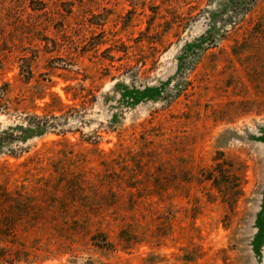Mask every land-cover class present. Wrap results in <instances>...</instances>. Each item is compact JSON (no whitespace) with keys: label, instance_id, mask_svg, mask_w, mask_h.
<instances>
[{"label":"rangeland","instance_id":"rangeland-1","mask_svg":"<svg viewBox=\"0 0 264 264\" xmlns=\"http://www.w3.org/2000/svg\"><path fill=\"white\" fill-rule=\"evenodd\" d=\"M0 93V264H264V0H0Z\"/></svg>","mask_w":264,"mask_h":264},{"label":"trees","instance_id":"trees-1","mask_svg":"<svg viewBox=\"0 0 264 264\" xmlns=\"http://www.w3.org/2000/svg\"><path fill=\"white\" fill-rule=\"evenodd\" d=\"M0 97L2 96V93H0ZM56 100L60 101L59 96H56ZM62 103V102H61ZM0 175H4L0 171ZM11 195L9 192V189L3 185H0V238H5L6 235L11 236V232L15 230V224L9 217V210L17 209V205H15L11 199ZM12 248L10 246H1L0 245V263L1 262H11V257L13 256L11 252Z\"/></svg>","mask_w":264,"mask_h":264}]
</instances>
